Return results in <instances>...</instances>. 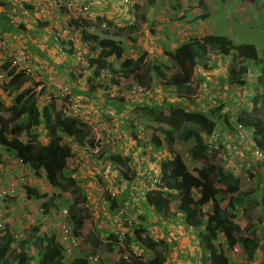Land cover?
<instances>
[{
    "label": "trees",
    "instance_id": "obj_1",
    "mask_svg": "<svg viewBox=\"0 0 264 264\" xmlns=\"http://www.w3.org/2000/svg\"><path fill=\"white\" fill-rule=\"evenodd\" d=\"M136 1L132 8L135 12L132 22L119 26L105 20L107 26L112 25L115 32L122 36L135 33L139 27V20L143 21L145 16L143 12H136L144 3L141 0ZM145 2L150 5L155 0ZM190 3L189 1L187 4ZM200 7H204L202 0ZM80 39L85 43L93 42L96 46L93 55H85V68L92 72L90 80L87 79L89 85L87 84V89L85 88L86 94L101 88L112 89V85L118 89V93L128 90L133 85L149 88L155 81L165 88H173L177 98L194 96L196 90L190 81L194 70L196 68L208 70L207 62L215 55L229 56L234 64L232 70L237 67L239 74L244 73L249 67L261 66L262 74L258 76L257 85L253 90L250 111L241 112L239 121L245 129L250 130L253 145L260 147L264 153V88L262 91L259 89L261 84H264V50L259 56L252 43L235 44L225 35L207 34L200 38L189 37L174 50H164L162 53L164 60L161 63H154L146 51L123 61L121 56L124 48L119 42L99 39L97 35L84 30L81 31ZM66 43L64 49L67 53L72 52L71 42ZM112 59L116 61V65ZM3 64L4 70L7 71L1 78L4 77L5 81L0 83V87L12 103L7 105L0 102V146L17 158L34 176H44L48 183L58 190L56 193L40 192L34 186L23 184L25 197L40 200L38 205L41 214L45 216L50 211L57 210L56 201L67 193L70 198L65 199L64 203L72 231L78 235L79 231L86 230V234L94 242L93 245L105 242L106 240L101 237L94 238L91 229L85 228V224L82 223L86 219L79 218L81 212L88 213L87 195L76 177L71 174L76 172L77 166L68 167V158L73 155L72 150L68 144L62 142L64 136L83 140L90 133V126L83 125L77 118L63 112V98L59 101H45L44 86L38 94L23 97L21 88L32 75L26 74L22 68L19 70L16 66H10L7 59ZM103 72H106L107 76L103 75ZM234 81L243 83L240 75L231 82ZM110 94V91L103 94V98L110 106L119 110L117 106L120 105L125 110L129 105L124 97ZM219 109L220 107H217L216 111ZM132 110L137 120H149L159 124L158 130L164 136L169 154V158L160 163V182H156L147 190L144 201L162 215H167L169 208L172 210L168 213L169 216L176 214L195 216L196 226L202 228L196 234L201 264H234L228 261L223 248L219 249L213 243L217 235L223 231L226 232V248H233L235 244L241 243L246 249V259L252 261L261 246L258 230L264 219V201L249 197L251 191L240 188L239 178L227 173L223 166L211 157L205 139L222 116H211L214 110L206 114L196 109L187 110L178 105L163 108L157 105L135 104ZM41 125L47 135L46 141L35 131ZM178 130H181V140L189 143L186 150L189 159L202 162L194 174L173 148L174 132ZM140 143H143V139ZM123 176L128 178L126 174ZM220 194L230 195L224 207L220 206L216 198ZM104 198L110 210L118 207L119 199L115 200L109 194H104ZM207 203L210 210L205 211L203 206ZM238 210L241 218L249 221L250 226L235 219L234 214ZM7 226L0 230V264H87V255L75 257L67 262L65 258L67 254L57 243L55 235H46L40 225L29 224L27 228L24 227V235L22 237L20 235L18 239L14 238ZM143 233L144 230L140 226L134 228L132 235L125 233L123 237L125 253L118 257L116 264H149L145 258L133 252L130 246L132 237L138 244L150 249V264L165 262V253L171 246H167L163 239L153 240ZM108 237L113 243H118L112 235L108 234ZM29 246L34 254H29Z\"/></svg>",
    "mask_w": 264,
    "mask_h": 264
},
{
    "label": "rangeland",
    "instance_id": "obj_2",
    "mask_svg": "<svg viewBox=\"0 0 264 264\" xmlns=\"http://www.w3.org/2000/svg\"><path fill=\"white\" fill-rule=\"evenodd\" d=\"M141 1L144 4L142 5V7H140V10L137 9L136 12H143L144 15L146 13V17L151 16L148 18L154 20L155 24L148 25V19H144L139 25V32L122 36L115 32V28L111 27L112 25H110V27H103V25H101L102 21H88L80 14H76L77 12L73 17L68 12V10H66L65 6L58 5L57 1L54 2V0H52V3L54 2L55 5L57 4L58 6H61V9L57 11L58 14L63 15L68 12V14L72 16V19L68 18L62 20L60 16H56L51 21V25L53 24L54 32L52 31V33H49V35L50 41L54 42V46H52V48H54L55 51L54 55H52V53L49 54L45 52L46 59L44 58L43 61H47L49 62V64L52 61H58L59 63L65 62V65L67 66L65 67V70L66 73L68 72L67 74L70 75L69 78L75 80L79 78L81 79V82H83L78 85V90H84L85 88L87 89L84 80L85 78L90 80L92 73L85 68V62L83 60V54H86L87 52L85 53L84 51V53L82 52L83 54L77 52L76 55L79 57L77 61L71 59V57L69 56L72 52L67 53L65 49H60V45H62L64 48V45L67 44V40L70 39L69 36H71L72 38L73 44L71 45L74 46V49H76L78 45L82 44L78 40V36L79 34H81L82 30L97 35L99 39H105L112 42H119L125 48L121 57L123 61H127L129 59H132V57L138 56L139 54H141L142 48L146 46L148 47L153 45V50L149 51V53H154L156 55V53L154 52V48L158 46L154 45L152 38L156 37L155 33L158 32V29H160L159 34H161L162 31L171 29L170 27H167V23L165 20L174 21L178 26L176 31L180 32V30L182 29V27L179 26V24H181V22L179 21L181 20V17L177 16L181 15L182 9L184 8H187V13L189 14H193L196 12H209L210 21L212 23H218V26L220 27L219 30H217V32L215 33L227 36L233 43H252L257 49V53L259 56H261L264 50V5L260 3H254L253 0H219L221 2L218 3L217 10H214V4L210 3L211 0H206L207 5L204 8H193L190 6L186 7V3L181 0H155V2L150 5L146 4L145 0ZM107 5L109 6V4ZM116 6L117 3H114L112 6L107 7L105 10L106 14L104 15V18L110 20L111 22L120 24V20L116 18L119 12ZM50 14L51 12L48 13L45 17L41 18H50ZM157 18H159V21H157ZM184 19H182V21H184ZM71 20H73L72 23H70L72 29L71 34L64 35L60 33L59 29L67 28L66 26H68L69 21ZM126 20L127 18L123 20L122 23H127ZM128 20L129 22H131L132 18ZM143 23H145L144 28L141 27ZM159 23L162 25L161 27H157ZM2 33L3 32L0 31V34L5 41L6 50L5 52H3V54L0 53V56L2 57L0 58V74L2 76H5V73L7 71V69L4 70L3 64L5 56L10 54L11 52H15L16 50L18 53L23 54L24 57L23 61L19 64V66L21 68H29L32 70V76H29L28 80H26V83L21 88V92L24 95L23 97L36 95L40 90L43 89L42 86H44L45 88V78L47 77V75H52L62 83L69 85L71 88L73 87L70 82L65 83L62 79L58 78L55 75L56 70L53 69L54 67L50 68L49 65L45 66L44 64L40 63L41 58L39 56V53H32V51L26 50L25 48L23 49L21 48V46L20 48H15L11 52H9L7 49V40ZM56 36H59L57 37V40L54 39ZM159 36L161 37V35ZM169 42L170 39L167 38L163 39L161 43L163 46H165L164 43ZM170 44L172 43H169V45ZM95 49V44L91 45L89 49L86 48V50L88 51L87 55H93V51ZM112 62H114V64L116 65V61L114 59H112ZM20 67L18 68L19 70L21 69ZM260 70L261 69L259 68V66H254L249 67L247 71L248 73H252L255 76H259L261 74ZM102 74L107 76L106 72H103ZM234 76L235 72L232 71L229 74V77L233 78ZM1 78L2 77H0V83L5 81L4 77L3 79ZM190 81L193 83V87L196 92L199 93V85L201 86V83L195 80L194 78ZM154 85L155 86L153 88H161L160 85ZM237 86L240 87L239 85ZM234 90L238 93L232 95L236 97L235 101H239V99L242 98L244 92L248 93L249 96L245 100L246 107L247 109H249V107L251 106V100L253 98V96L250 94V88L242 91L241 89L237 90L236 88ZM156 93L164 94L162 88L161 91L157 92L156 90ZM4 94L5 91L0 87V102L5 103L7 105L11 104L12 100ZM165 94L166 95H163L165 97V101L173 100H169V97L171 95L167 93ZM48 95V91L45 88V99L48 98ZM209 97V105H207L208 110L212 109L213 105L212 97L210 95ZM137 98H139V96L135 99H132V101L137 100ZM156 98L158 99L159 97L157 96ZM213 99L216 103L219 102L220 104H216L215 108L220 107L221 109V107L223 106L221 102L222 98ZM42 101L40 100V104L43 103ZM96 101H99L101 105L99 109H95L94 104L92 102H89L88 104L81 106V112H83L84 110L93 109V115L98 119V121H96L95 123L94 132L89 135V138H93V141L98 144V149L91 152L83 151L82 148L75 149L74 151H72L73 155L68 158V167L72 168L77 166L76 172H72L71 174L76 177L78 183L84 190V193L88 195L89 203L94 207L93 212H81V214L79 215L80 220L86 219V221H82V223L85 224V228L88 227L91 229L94 238L95 236H97L101 237V239L106 241H102V243L100 244L93 245L94 242L90 237H88V235L86 234V230L79 231V234L76 235L78 239L76 247L72 250L70 254L65 256L67 262L74 259L75 257H83L87 255V257L98 256L100 262H102L103 264H116L118 257L125 253L122 244V238L117 237L119 242L113 243L112 240H109L108 234L113 233L115 222L122 221L123 229L126 234L128 232L130 235H132L133 228L130 227L129 221H135V224H140L143 226V228L149 227L151 225L157 228L158 237L166 241L167 246H171L165 253L166 260L163 264H195L196 260H200V249L199 246H196V234L202 229L196 226L195 216L193 214H184L179 218L176 217L177 215L169 216L168 213L172 212V210L169 208L167 209L165 207L167 209V215H157V218L159 220L153 219V224H151V218H144V216L142 215L143 212L139 208L138 202L144 201V198H140L137 195L141 183L143 182L142 175H154L155 172V169L153 168V162L148 160L146 161L144 159L147 157V154H150L151 156L157 155V159L161 161L164 159L165 153H167L166 147L164 146V136L158 130L159 124L149 120L140 119V130L137 132L132 125V105L129 106V109H127L126 107L125 110L121 111L124 113L123 116L118 117L115 120H111L106 116V110L109 107L106 106V104L100 98H98ZM155 103L160 104V101H157ZM240 107L241 105L237 107L233 116L230 117V122L233 127L232 130H230L228 133L229 136L224 135L222 132H220V128H216L215 126L212 133L206 136L205 141L208 145V148L211 150L210 154L212 159L214 161L219 162L227 173L233 174L234 176L239 178L240 188L242 190H250L251 192L249 193V197L264 201V158L262 160L250 158V151L253 148L251 147L252 136L250 135V131L247 132L244 128H242L240 131L234 130L235 123L240 118L241 113H238ZM97 122L103 125V129L97 126ZM223 122L224 125L228 126L227 117ZM82 124L86 125L84 121H82ZM162 127L165 126L162 125ZM107 128L110 131L109 136H106ZM143 130L145 131L144 134H147V136L145 137L148 138L147 140H144V146L139 143ZM181 130L174 132L175 140L173 148L178 152V154H180L184 158V161L188 164V168L193 173L196 169L200 167L202 162L193 161L189 159V156L186 152L189 143L181 140ZM35 131L39 132L41 138H43L44 141L47 140V135L43 125L38 127ZM102 133L103 140H107L103 141L104 145L98 143V141L101 139ZM96 134L99 135V139L97 141H95L94 139V136ZM113 134H119L120 138H112L111 135ZM245 139L247 140V142H244ZM62 142L68 145H76L77 147H81L80 145L83 140L79 141L74 139L73 137L64 136ZM243 142L245 144H243ZM108 146H117V157L112 159V156L109 154L110 151L107 149ZM90 147L92 150L93 146ZM102 147L103 150H101ZM9 154L10 153L4 151L3 148L0 146V172H4L6 170L5 173L7 175H10V177H8L10 180H8L14 182L16 186L14 190V195L6 196L0 199V210H2L4 214L3 226L9 225V222H7L6 219H8L10 215H13L12 217H15L16 215L15 220L17 223H15V226L12 228L11 232L16 237H19L20 235L22 237L24 235V227L27 228L29 224L40 225L41 228L43 227L46 235H50L56 232L57 225L59 224L58 222L62 219V217L60 216V211L66 209V204L64 203V200H67L70 197L67 193H64L63 197L56 201V203L58 204V208L57 210L51 211L52 215L48 218L49 223H47L46 220L44 221L43 215L40 214L41 210L38 205V202L40 200L36 201L32 198V200L37 202L36 205L33 206V209L37 210H26L28 209L27 207H25L26 197L24 195H20V193L23 192V184H30L29 186L36 187L40 192L56 193L58 192V190L53 185L49 184L44 176H34L28 168L20 164V162L12 154ZM108 159H110L109 161L111 163V167L108 163ZM112 165H115L116 168L112 167ZM107 166L109 170L105 172ZM141 166H143L144 168H142ZM136 169L138 170L139 174H136ZM120 171L126 175L129 174V178L127 179L125 177H122ZM119 174L120 180H122V184L119 181H117V184L115 183L114 177ZM135 176H137L138 178L134 180ZM21 178L22 181L19 180L18 184H16L15 181ZM10 183H4V185L2 182L0 185V189L6 187L8 188ZM109 191L115 192V200L119 199L118 207L113 210L109 209V206L104 198V194L108 195ZM101 193H103V195ZM229 196L230 195L228 194H220L216 197L219 200L221 207L225 206L226 202L229 199ZM19 202L22 203L25 209L20 206ZM120 205L123 208L122 213H119L118 210ZM27 206L31 207L29 203L27 204ZM10 207H13V210H11ZM147 208L150 209L148 205ZM203 210H210V205L208 203L205 204L203 206ZM234 217L237 221L241 222L242 224H247L248 226H250L249 221L241 218L239 210L235 212ZM171 219L174 220L171 221ZM167 220L169 221L168 223L170 225H165L164 222ZM158 221L162 222L159 223ZM171 229H173V231ZM258 233L260 237L261 246L257 250V253L255 254L254 259L252 261H248L246 259V249L245 246H243L241 243H237L234 245L236 251L233 249L234 247L226 248L225 231L219 233L213 243L219 249L223 248L229 262H232L234 264H264V219L259 226ZM102 236L107 237V239L103 238ZM109 241H111V243H109ZM12 245L14 246V243ZM107 245L109 246V248L107 247ZM130 246L131 248H133L134 253L141 254V258H145L146 261L150 264L151 251H149L150 249L147 246L138 244L137 240L133 237L130 242ZM28 252L30 255L34 254L33 249L30 246L28 247ZM194 254L197 255L195 259L192 256Z\"/></svg>",
    "mask_w": 264,
    "mask_h": 264
},
{
    "label": "crops",
    "instance_id": "obj_3",
    "mask_svg": "<svg viewBox=\"0 0 264 264\" xmlns=\"http://www.w3.org/2000/svg\"><path fill=\"white\" fill-rule=\"evenodd\" d=\"M56 1H57L58 5L62 6V3H64V1H66V0H54V2H56ZM84 1H87V0H83L82 2H84ZM181 1L186 3V7L190 6L193 8H196V7L200 8V0H181ZM189 1L191 3L187 4ZM218 1L219 0H211L210 1V3L214 4V10H217L218 3L221 2V1H219V2ZM253 1H254V3H260V4L264 5V0H253ZM51 2H52V0H51ZM54 2L52 3V5L48 6L46 4L45 0H0V31L3 32L2 34L7 40V49L9 52H11L15 48H18V47L20 48V46H21V48H23V49L25 48L26 50L32 51V53H37V54L39 53V56L41 58L40 63L44 64L45 66L49 65L50 68L54 67L53 69L56 70L55 75L58 78L62 79L63 82H65V83L70 82L72 84V82H74L75 79L69 78L70 75L67 74L68 72L66 73L65 67H67V66L65 65V62L59 63L56 60L57 62L52 61L49 64V62L43 61L44 58L46 59L45 52H47L49 54L52 53V55H54V51H55L54 48H52V46H54V42L50 41V35H49V33H52V31H53V24L51 25V21L56 16H60V18L62 20L68 19V18L72 19V16L73 17L75 16V12L68 10V9H66V10H68V12L72 16L70 14H68V12H66L63 15L58 14L57 11L59 9H61V6H58L57 4L55 5ZM202 4L204 5V7H206V5H207L206 0H202ZM43 7L46 8V11L48 13L51 12L50 18L49 17L41 18L40 10L44 9ZM186 10H187V8L182 9L181 15L177 16V17H181V20H179L181 22V24H179V26L182 27L180 32L176 31L178 26L174 21H167V20H165L167 23V27H170L171 29L162 31L161 34H159L160 29L157 30L158 32L155 33L156 37L152 38L154 45L158 46V47L154 48V50H155L154 52L156 53V55L154 53H149V51L153 50V45L148 46V47L146 46V47L142 48V51H146L148 53V56L151 58L150 60L152 62L161 63L164 60V57L162 55L164 50H174L180 44L187 41V39L189 37L200 38V37H203L204 35H207V34H217L215 32H217V30H219L220 27L218 26V23H212L210 21V13L209 12H205V13H197L196 12L193 14H189V13H187ZM146 15L147 14L145 13L144 19H148V21H147L148 25H151V24L154 25L155 21L151 20V18H148L151 16L146 17ZM182 19H184V21H182ZM72 21L73 20L69 21L68 26H66L67 29L71 28L70 23H72ZM157 21H159V18H157ZM140 23L141 22L139 20L138 24L140 25ZM161 26L162 25L160 23L157 25V27H161ZM141 27L144 28L145 23H143L141 25ZM138 30H139V27H138ZM138 30L136 32H139ZM159 35H161V37ZM217 35H220V34H217ZM57 37H59V36H56L54 39L57 40ZM158 37H160V38H158ZM69 38H70L69 42H71V44H73L71 36H69ZM167 38L170 39L169 43H172V44L169 45V43H164L165 46H163L161 42L163 39H167ZM155 39H159V40H155ZM78 40L81 43L83 42L80 39V35H79ZM120 45L124 48V46L121 43H120ZM124 50H125V48H124ZM0 58H2V57L0 56ZM132 58H134V57H132ZM229 58H230L229 56L222 57L220 55H215V56L211 57V59H209L207 62L208 70H201V69H197V68H196V70H194L192 79L194 78L195 80H197L201 83V86L199 85L200 92L199 93L196 92L194 96H186V97L177 98L175 96L173 88H171V87L165 88L161 85L160 86H161L164 94L163 93H156V90H157V92L161 91V88H156V87L153 88L155 86L154 84L159 85L155 81H153V84L149 87L146 94L139 96V98H137V100H134V101L126 100L128 102L127 104H133V105L136 104V105H140V106H142L144 104L151 105V106L157 105V106H162L163 108L170 107V106L172 107L173 105L174 106L178 105V106L185 108L187 110L196 109V110H199V111L206 113V114L211 113V111L214 110V113H211V116H213V117H216L218 115L222 116L221 119H219L217 121L216 128L219 127L221 130L220 132H222L224 135L229 136L228 133L230 130H232V127H233L231 122H230V117L233 116L237 107H239L241 105V107L238 110V113H241L243 111L248 112V111H250V108H251V106L249 107V109H247V107H246V100L245 99L249 96L248 93L244 92V94L242 95V98H240L239 101H237V100L235 101L236 97L232 96V95H235L238 93L235 92L234 89L235 88L237 90L241 89V91H242V90H247L248 88H250V94L252 96H254L253 90H254V87L257 85V78H258V76H255L252 73H248L247 70L244 71V73H242V74H239L237 72V67H235L234 70H232L234 64L232 63L231 58H230V60H229ZM259 68L261 69V66H259ZM232 71L235 72V76L233 78L229 77V74ZM261 74H262V71H261ZM238 75H240V79L243 80V83L239 84V83H236L235 81L231 82ZM236 84L239 85L240 87H238ZM72 86H73V88H72L73 91H78L79 88H77V86H75L73 84H72ZM263 88H264V84H261L259 89L262 91ZM81 91L85 92V89H84V91L83 90H81ZM165 93L171 95L169 97V100L170 99H173V100L165 101L164 100L165 97L163 96V95H166ZM209 95L212 97L213 105H212V109L208 110L207 105H209V100H210ZM157 96L159 97L158 99L156 98ZM213 98H216V99L222 98L221 102H222L223 106L221 107V109L216 111V108H215L216 104L217 105H220V104H219V102L216 103ZM157 101H160V104L155 103ZM230 101H232V102H230ZM103 102L106 104V106L112 107V106H110V104H108L105 101L104 98H103ZM117 107H118L119 111L124 110V108H121L120 105ZM127 109H129V106H127ZM223 117H224V120L227 117L228 126L224 125ZM220 121H222V122H220ZM145 136H147V134ZM244 142H247V140L245 139ZM244 142H243V144H245ZM164 146L166 147V141L165 140H164ZM9 155H11V154H9ZM168 157H169L168 153H165L164 160L168 159ZM250 158L253 159V157H250ZM183 160H184V158H183ZM4 161H6V160H4ZM156 161H159L157 159V155L155 156L154 162H153V168L154 169H155V166L157 163ZM4 163H6V162H4ZM5 171L0 172V174H1L0 185L2 182H3V184L11 182V181H9L10 179L8 178V177H10V175H7L5 173ZM137 173H138V170L136 169V174ZM119 176H120V174L117 175L116 177H114L116 184H117V181H119L122 184V180H120ZM18 181H19V179H17L15 181V183L18 184ZM11 183H14V182H11ZM4 185H2V186H4ZM27 185L29 186L30 184H27ZM20 195L25 196L24 192H21ZM36 201L32 200V198L31 199L26 198V203H25L26 206L25 207L28 208L26 210L32 211L33 206L36 205V203H37ZM12 203H13V201H12ZM28 203L31 205V207L27 206ZM5 204H6V202H5ZM19 204L21 207H23L25 209V207L22 205L21 202H19ZM138 204H139V208L143 212L142 215L144 216V218H148V219L151 218L150 221H153V219L159 220L157 218V214L153 212L152 208L148 209L147 204L144 201H142V202L139 201ZM10 209L13 210V207H10ZM33 210H37V209H33ZM52 211H54V210H52ZM40 214H41V211H40ZM51 215H52L51 211L47 215H45V216L43 215L44 221L46 220V222L49 223L48 218ZM12 216L13 215H10V217L8 219H6V221L9 222L8 228H9L10 233L12 232V228L15 226V223H17L15 220L16 215H15V217H12ZM176 217L179 218L178 216H176ZM173 220L174 219H171V221H173ZM12 222H14V223H12ZM158 222L160 223L162 221H158ZM168 222H169L168 220L165 221L164 222L165 225H170ZM171 230L173 231V229H171ZM196 246H197V241H196ZM185 251H186V249H185ZM192 256L194 259H195V257H197L196 254H194ZM188 264H190V263H188ZM195 264H201L200 260L199 261L196 260Z\"/></svg>",
    "mask_w": 264,
    "mask_h": 264
},
{
    "label": "built area",
    "instance_id": "obj_4",
    "mask_svg": "<svg viewBox=\"0 0 264 264\" xmlns=\"http://www.w3.org/2000/svg\"><path fill=\"white\" fill-rule=\"evenodd\" d=\"M46 4L48 6L52 5L51 0H45ZM137 1L136 0H90L88 2H82V0H66L64 3H62V5H64L66 8L68 9H75V11H77L78 14H80L82 17H84L86 20L88 21H95L97 19H100L101 25H103V27H106V21H110L106 18H104L105 10L107 7L112 6L114 3H117V10H119L118 12V16L116 17L118 20H120V24L111 22L113 24H117V25H121L123 24L122 21L125 20L127 18V23L129 22L128 19L133 20L132 17V8L134 7L135 3ZM109 4V6L107 5ZM44 9L40 10V16L41 17H45L48 12L46 11V8L43 7ZM104 18V20H103ZM106 20V21H105ZM69 29V30H68ZM64 28V29H59L60 33L64 34V35H69L72 32L71 28ZM80 35V34H79ZM79 39V36H78ZM93 42H82V44L77 46V51L76 49L70 53V57L73 60H77L79 59V57L76 55V53H81L83 54L84 51L85 53L88 51L86 50L89 49V47L91 45H93ZM6 50V45H5V41L2 38L1 34H0V53L3 54V52H5ZM83 52V53H82ZM86 53V54H87ZM83 54V60L84 62L85 60V55ZM5 59H7L9 61L10 66H18L17 68H19V64L23 61L24 57L23 54H20L17 52V50L15 52H11L10 54L5 56ZM21 68V67H20ZM26 74H32V70L29 68H22ZM0 77H2V75L0 74ZM84 82L86 83L87 86V79L85 78ZM45 83H46V90L48 91V98L45 101H59L61 98H63L64 100L62 101L63 103V112L71 117H75L78 120H80V122L82 123V121L85 122L86 126H90L91 131L90 133L86 136V138L83 139V142L81 143V147H77L76 145H69V147L71 148L72 151H74L77 148H82L83 151H95L96 149H98V144L96 142L93 141V138H89V135L92 134L95 130V123L96 121H98V119L93 115V109L90 110H84L83 112H81V106L88 104L89 102H92L95 106V109H99L100 108V103L99 101H96L98 98H100L101 100H103V94L104 92L110 91L111 94L110 96H120V97H124L125 100H129L132 101V99H135L138 96L144 95L147 93L149 88H145L143 86L140 85H133L131 86L128 90L126 91H120V93H118V89H116V87L114 85H112V89L110 88H101L96 92H90L89 94H86L84 92H82L81 90L78 91H73L72 88L67 85L62 83L61 81H59L57 78H55L52 75H47V77L45 78ZM81 83V79H76L74 80V82H72V84H74L75 86L80 85ZM47 93V92H46ZM132 105V107H134L133 104H129L128 106ZM132 114V125L133 128L136 129V131L138 132L140 130V122L134 118V114L133 112H131ZM124 113L117 110L115 107H109L106 110V116L108 118H110L111 120H115L118 117L123 116ZM82 120V121H81ZM97 126L101 127L103 129V125H101V123L97 122ZM237 128H240V125H237ZM136 132V133H137ZM110 131L108 130V128L106 129V136H109ZM143 134V131H142ZM103 133L101 134V139L98 141L99 144H103V141H107L106 139L103 140ZM112 138L115 139H119L120 135L116 134V135H111ZM95 141H97L99 139V135L96 134L94 136ZM92 143V144H91ZM90 144V145H89ZM104 145V144H103ZM93 146L92 150L91 147ZM100 147V146H99ZM215 147V146H213ZM107 149L110 151V153L108 152L111 156H115L117 157V146H111V147H107ZM101 150H103V147L101 148ZM210 151V149H209ZM148 155V154H147ZM250 156L253 157L254 159L257 160H262L264 158V153L262 151V149L260 147H256L254 146L251 151H250ZM113 159V158H112ZM110 159H108V163L111 167V163L109 161ZM144 160H148V156L144 159ZM112 167L116 168L115 165H112ZM109 170L108 166L105 169V172H107ZM145 179H144V183L141 184L137 195L138 197H143V195L147 192V190L150 188H152V186L156 183V182H160V175L159 174H145L144 175ZM15 184L11 183L9 185V187L7 188H2L0 189V199L6 197V196H10V195H14L15 193ZM109 196L111 197H115V192L114 191H109ZM87 199V203H88V213L93 212L94 211V207L89 203L88 199V195L86 196ZM125 203V202H124ZM119 213L123 212V208L122 206L118 209ZM3 211L0 210V230L3 228ZM60 216L62 217V219L58 222L59 224L57 225V231H56V236H57V241L60 244V246L62 247L63 251L65 252V254H70L72 252V250L76 247L77 245V237L74 235V233L71 230L70 227V222L68 221V214L66 209H63L60 211ZM130 224H132V222L129 221ZM123 222L122 221H117L114 224V229H113V234H115L118 238H123L124 236V229H123ZM153 224V222L151 223ZM145 235H147L149 238H152L153 240H158L160 239L158 237V230L157 228H155L154 226H149L146 227L144 233ZM15 239H18V237L14 236ZM236 251V248H233ZM88 262L90 264H103L102 262H100V259L98 258V256H89L88 257Z\"/></svg>",
    "mask_w": 264,
    "mask_h": 264
},
{
    "label": "clouds",
    "instance_id": "obj_5",
    "mask_svg": "<svg viewBox=\"0 0 264 264\" xmlns=\"http://www.w3.org/2000/svg\"><path fill=\"white\" fill-rule=\"evenodd\" d=\"M83 1V0H82ZM65 2V1H64ZM84 2H88V1H84ZM62 6H64V5H62ZM66 9H68V8H66ZM68 10H71V11H73V12H77V11H75V9L73 8V9H68ZM134 13L135 12H133L132 13V17L134 16ZM76 14H78V13H76ZM98 20V19H97ZM133 20H134V18H133ZM132 20V21H133ZM99 21H101V20H99ZM131 21V22H132ZM123 24H127V23H123ZM123 24H121V25H123ZM121 25H119V26H121ZM107 27V26H106ZM70 40V39H69ZM69 40H67V41H69ZM82 41V40H81ZM61 47H60V49L61 50H64V48H63V46L62 45H60ZM65 46V45H64ZM72 52L75 50L74 49V46L72 45ZM140 123H141V121L140 120H138ZM237 125H240V128H237ZM242 128H244L242 125H241V123H240V121L238 120L236 123H235V128H234V130L235 131H240ZM245 129V128H244ZM246 131H250V130H248V129H246ZM144 130H143V134H144ZM212 133V132H211ZM143 134L141 135V137H140V140L141 139H143V143H141V145L142 146H144V144H145V142H144V140L146 139H148V138H146L145 137V134H144V137H143ZM250 135H251V132H250ZM252 136V135H251ZM137 143H138V141H137ZM139 143H140V141H139ZM251 147H254V145H253V140H252V143H251ZM166 151H167V149H166ZM210 152H211V150H210ZM169 155V154H168ZM148 156V161H152V162H154V158H155V156H151L150 154H148L147 155ZM169 158V157H168ZM17 159V158H16ZM18 160V159H17ZM164 160V159H163ZM163 160H161L160 162L159 161H156L157 163H156V166H155V172H154V174H159L160 175V178H161V172H160V163L163 161ZM19 161V160H18ZM141 164H143V163H141ZM142 168H144L143 166H141ZM147 171H148V169H147ZM120 174H121V176L122 177H124L123 176V172H121L120 171ZM143 176V182L141 183V184H143L144 183V179H145V177H144V175H142ZM127 177L129 178V174L127 175ZM127 178V179H128ZM138 177L137 176H135L134 177V180L135 179H137ZM19 180H21V179H19ZM145 195L146 194H144L143 195V197H140V198H145ZM147 204V203H146ZM148 205V204H147ZM149 207H150V209L152 208V210H153V212L154 213H156L157 215H161V214H159V213H157L156 211H155V209H154V207H152V206H150V205H148ZM178 217H180L181 215H177ZM150 222H153V221H150ZM136 226H140L141 228H143V226L142 225H140V224H135V221H132V224H130V227H132L133 228V230H134V228L136 227ZM70 227H71V224H70ZM145 229H146V227H144L143 228V230L145 231ZM71 230H72V228H71ZM73 232V231H72ZM74 233V232H73ZM126 233V232H125ZM125 233H124V235H125ZM128 233V232H127ZM52 234H54L55 235V239H56V241H57V236H56V232H54V233H52ZM129 234V233H128ZM74 235L76 236V234L74 233ZM109 235H112L113 236V238L114 239H116L118 242H119V240L117 239V236L115 235V234H113V233H111V234H109ZM147 236V235H146ZM77 237V236H76ZM124 237V236H123ZM57 243H58V241H57ZM59 244V243H58ZM122 244H123V238H122ZM60 245V244H59ZM133 249V248H132ZM134 252V251H133ZM135 254H137V253H135ZM137 255H140L141 256V254H137ZM79 258V257H78ZM99 258V257H98ZM88 259V257L86 256V260ZM87 264H90L89 262H88V260H87Z\"/></svg>",
    "mask_w": 264,
    "mask_h": 264
}]
</instances>
